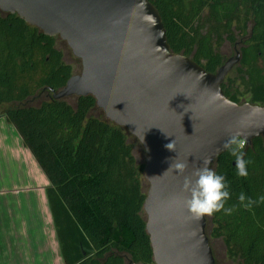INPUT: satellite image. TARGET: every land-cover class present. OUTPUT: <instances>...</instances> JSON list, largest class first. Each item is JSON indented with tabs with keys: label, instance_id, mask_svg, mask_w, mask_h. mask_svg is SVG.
Masks as SVG:
<instances>
[{
	"label": "trees",
	"instance_id": "1",
	"mask_svg": "<svg viewBox=\"0 0 264 264\" xmlns=\"http://www.w3.org/2000/svg\"><path fill=\"white\" fill-rule=\"evenodd\" d=\"M159 11L172 51L215 73L229 43L252 102L264 106V0H149ZM57 37L0 11V117L20 134L49 179V204L65 264H154L143 204V164L128 131L106 119L93 96L56 100L74 71ZM234 80L222 84L239 103ZM248 176L226 150L211 165L225 177L231 215H206L209 237L222 239L239 264H264V203L246 210L238 197L264 195V136L246 142Z\"/></svg>",
	"mask_w": 264,
	"mask_h": 264
},
{
	"label": "water",
	"instance_id": "2",
	"mask_svg": "<svg viewBox=\"0 0 264 264\" xmlns=\"http://www.w3.org/2000/svg\"><path fill=\"white\" fill-rule=\"evenodd\" d=\"M0 11L60 37L81 60V72L52 90L54 99L93 96L106 119L144 147L143 211L154 264H216L207 218L189 213L182 186L205 161L211 167L230 135L248 144L264 136V112L253 111L259 104L236 103L222 89L239 50L208 72L172 51L149 0H0ZM173 161L185 162L186 171L169 169Z\"/></svg>",
	"mask_w": 264,
	"mask_h": 264
},
{
	"label": "crops",
	"instance_id": "3",
	"mask_svg": "<svg viewBox=\"0 0 264 264\" xmlns=\"http://www.w3.org/2000/svg\"><path fill=\"white\" fill-rule=\"evenodd\" d=\"M0 126V264H65L51 183L4 116Z\"/></svg>",
	"mask_w": 264,
	"mask_h": 264
},
{
	"label": "clouds",
	"instance_id": "4",
	"mask_svg": "<svg viewBox=\"0 0 264 264\" xmlns=\"http://www.w3.org/2000/svg\"><path fill=\"white\" fill-rule=\"evenodd\" d=\"M253 111L258 113L264 112V107L256 105ZM245 144L246 139L239 135H230L223 143V148L234 157L235 171L239 177L248 176L249 161L245 159L243 151ZM173 145L174 142L169 143L166 145V148L174 150ZM206 165L207 161L204 162V166L194 169L191 176L184 178L182 189L187 194L185 199L187 210L196 219L212 215L221 210H223L224 214L231 215L236 209L235 206L225 207L226 202L231 196L225 177ZM187 167L188 165L185 162L173 161L169 169H174L177 174H183ZM238 200L240 207L252 210L255 206L264 203V195L253 199L241 193Z\"/></svg>",
	"mask_w": 264,
	"mask_h": 264
},
{
	"label": "rangeland",
	"instance_id": "5",
	"mask_svg": "<svg viewBox=\"0 0 264 264\" xmlns=\"http://www.w3.org/2000/svg\"><path fill=\"white\" fill-rule=\"evenodd\" d=\"M56 46L60 50L63 51V54H64L63 59L67 64L72 66L74 74H79L82 70V62L80 59H78L73 54V52L70 49V47L68 46V44L65 41H63L60 37H57V45ZM220 50H221L222 54L225 56L226 60L236 54V48H234V46H232L231 44H229L227 42L221 46ZM263 65H264L263 62H261V66H263ZM238 68H239V64L236 65L228 73L225 81L228 82V79L235 81L234 84L236 87H238V90L240 92V94L238 95L240 104L253 103L252 102V94L247 89L246 83L242 81ZM263 73H264V71H263ZM70 98H71V102H72L73 98L72 97H70ZM10 125H12V124H10ZM1 126H2V124H1ZM1 126H0V128H1ZM128 140L133 145V153L135 155L137 163L143 164V166H144V164L146 162V158H147L144 147L134 136L130 135V133L128 135ZM147 189H148V183H147V181H145L144 191L147 192ZM209 239H210V245L212 247L213 254H214V257L216 260V264H239L237 260L229 257L222 239H218V238L216 239V238H212V237H209ZM126 264H131V263L127 261Z\"/></svg>",
	"mask_w": 264,
	"mask_h": 264
}]
</instances>
